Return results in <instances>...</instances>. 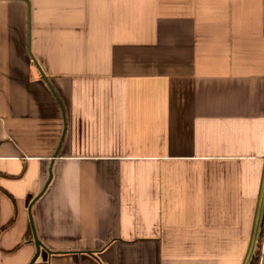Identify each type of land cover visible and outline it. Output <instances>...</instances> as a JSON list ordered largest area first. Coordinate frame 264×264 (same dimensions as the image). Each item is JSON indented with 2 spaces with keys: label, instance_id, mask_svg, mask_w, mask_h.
Here are the masks:
<instances>
[{
  "label": "crops",
  "instance_id": "crops-1",
  "mask_svg": "<svg viewBox=\"0 0 264 264\" xmlns=\"http://www.w3.org/2000/svg\"><path fill=\"white\" fill-rule=\"evenodd\" d=\"M33 199L34 264H250L264 0H0V264Z\"/></svg>",
  "mask_w": 264,
  "mask_h": 264
},
{
  "label": "water",
  "instance_id": "water-1",
  "mask_svg": "<svg viewBox=\"0 0 264 264\" xmlns=\"http://www.w3.org/2000/svg\"><path fill=\"white\" fill-rule=\"evenodd\" d=\"M38 65V67L40 68L41 72H42V75L44 76V78L47 80L48 84L50 85L52 91L54 92V94L57 96L58 98V95L56 94V91L54 90L51 82L49 81L48 77L46 76V74L43 72L42 68L39 66L38 62L35 61ZM59 99V98H58ZM36 199V198H35ZM35 199L32 200V202L30 203L29 205V216H30V221H31V227H32V231H33V241L35 242L36 244V253L35 255L33 256V258L31 259V261L29 262V264H34V262L38 259V257L40 256L42 250L44 252L45 255H51L52 252L47 249L45 246H44V243L39 239L38 237V234H37V231H36V226H35V223H34V218H33V214H32V205L33 203L35 202Z\"/></svg>",
  "mask_w": 264,
  "mask_h": 264
},
{
  "label": "trees",
  "instance_id": "trees-1",
  "mask_svg": "<svg viewBox=\"0 0 264 264\" xmlns=\"http://www.w3.org/2000/svg\"><path fill=\"white\" fill-rule=\"evenodd\" d=\"M29 233H31V234L33 233L32 232V227H30ZM263 237H264V226H263V230H262V239H263ZM260 248H261V246H260ZM260 248L257 250V252L255 253V255L253 256L250 264H259L260 254H261Z\"/></svg>",
  "mask_w": 264,
  "mask_h": 264
},
{
  "label": "built area",
  "instance_id": "built-area-1",
  "mask_svg": "<svg viewBox=\"0 0 264 264\" xmlns=\"http://www.w3.org/2000/svg\"><path fill=\"white\" fill-rule=\"evenodd\" d=\"M260 252H261V254H260L259 264H263V259H264V241L261 244Z\"/></svg>",
  "mask_w": 264,
  "mask_h": 264
},
{
  "label": "rangeland",
  "instance_id": "rangeland-1",
  "mask_svg": "<svg viewBox=\"0 0 264 264\" xmlns=\"http://www.w3.org/2000/svg\"><path fill=\"white\" fill-rule=\"evenodd\" d=\"M263 264H264V259H263Z\"/></svg>",
  "mask_w": 264,
  "mask_h": 264
}]
</instances>
